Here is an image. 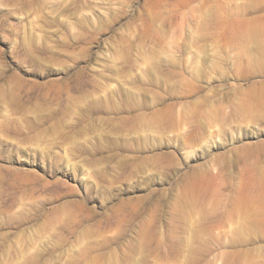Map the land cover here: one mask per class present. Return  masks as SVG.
I'll return each instance as SVG.
<instances>
[{"label": "rangeland", "instance_id": "rangeland-1", "mask_svg": "<svg viewBox=\"0 0 264 264\" xmlns=\"http://www.w3.org/2000/svg\"><path fill=\"white\" fill-rule=\"evenodd\" d=\"M0 264H264V0H0Z\"/></svg>", "mask_w": 264, "mask_h": 264}]
</instances>
